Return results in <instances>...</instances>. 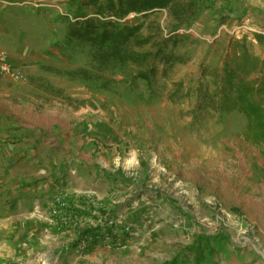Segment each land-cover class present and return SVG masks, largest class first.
Instances as JSON below:
<instances>
[{
  "label": "rangeland",
  "instance_id": "1",
  "mask_svg": "<svg viewBox=\"0 0 264 264\" xmlns=\"http://www.w3.org/2000/svg\"><path fill=\"white\" fill-rule=\"evenodd\" d=\"M68 1L0 3V52L27 79L0 80V264H164L177 254L190 261L186 248L202 236L214 247L217 234L226 239L214 264H264L262 131L238 110L220 115L200 98L219 95L210 73L243 43L260 61L249 82L264 110V38L255 32L264 30V0H234L231 10L213 0L182 29L191 38L177 53L189 61L157 76L152 106L92 95L38 70L67 67L54 46ZM39 78L85 106L34 88ZM77 164L97 187L80 185ZM107 219L128 228L124 245L69 247L83 223Z\"/></svg>",
  "mask_w": 264,
  "mask_h": 264
},
{
  "label": "trees",
  "instance_id": "2",
  "mask_svg": "<svg viewBox=\"0 0 264 264\" xmlns=\"http://www.w3.org/2000/svg\"><path fill=\"white\" fill-rule=\"evenodd\" d=\"M218 1L224 2L228 10L235 4L234 0ZM212 4L213 0H69L66 15L58 17L64 25V34L54 46L67 67L38 64L37 68L80 83L92 95L103 94L124 103L152 106L159 98L157 76L167 79L176 66L189 61L187 54L177 53L191 38L181 30L188 29ZM225 21L221 20V25H225ZM257 40L261 42V39ZM77 59L82 65L71 67ZM259 65V59L249 54L243 43H234L233 52L223 59L222 70L210 73L215 77V86L220 85L219 95L204 92L200 98L217 114L234 110L243 113L249 122H255L256 129L262 131L255 141L264 142V110L254 99L249 82ZM38 81L37 86L30 84L69 105L77 103L76 109L85 106L83 101L75 102L66 97L61 89L40 78ZM73 223L71 226L78 224ZM60 226L62 231L69 229L64 224ZM105 234L112 235V246L124 245L129 239L128 232L114 225L107 228L89 225L80 227L76 240L69 247L79 248L84 240L83 251L89 253L102 243ZM225 239L222 234H217L211 240L214 245L211 247L202 236L198 245L186 248L190 261L187 256L181 258L177 254L164 264H214L213 250H219Z\"/></svg>",
  "mask_w": 264,
  "mask_h": 264
},
{
  "label": "built area",
  "instance_id": "3",
  "mask_svg": "<svg viewBox=\"0 0 264 264\" xmlns=\"http://www.w3.org/2000/svg\"><path fill=\"white\" fill-rule=\"evenodd\" d=\"M260 37L264 38V30L263 31H255ZM0 79H7L12 82H26L27 79L26 77L22 74L20 70H16L13 67V64L10 62L8 59L7 55L5 52H0ZM64 198H57L55 200V203L63 205L62 201ZM81 223V222H79ZM83 224H87L90 226H96L100 225L102 227H110L112 225V221L107 219L106 222H85ZM85 225V226H87ZM122 231L128 232V228H121ZM111 234H105L102 238V242H105L108 244V247L110 248L112 246L111 243ZM85 246V241L82 240L80 242L79 248L84 249Z\"/></svg>",
  "mask_w": 264,
  "mask_h": 264
},
{
  "label": "crops",
  "instance_id": "4",
  "mask_svg": "<svg viewBox=\"0 0 264 264\" xmlns=\"http://www.w3.org/2000/svg\"><path fill=\"white\" fill-rule=\"evenodd\" d=\"M1 4H29L31 3L30 0H0ZM0 80H4V79H0ZM17 161V158L14 159V162ZM85 168V166H83ZM81 167L80 164H77V171L75 172V179L80 183V185L82 187H97L99 185L100 182H97L96 184H94L93 182H91L90 185H88L87 183H85L86 177L82 175L81 172Z\"/></svg>",
  "mask_w": 264,
  "mask_h": 264
}]
</instances>
